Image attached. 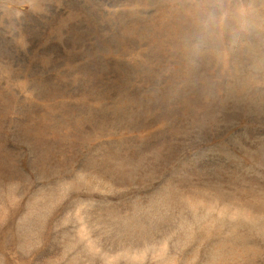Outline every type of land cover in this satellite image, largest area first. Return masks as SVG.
I'll return each instance as SVG.
<instances>
[{"label": "rangeland", "instance_id": "rangeland-1", "mask_svg": "<svg viewBox=\"0 0 264 264\" xmlns=\"http://www.w3.org/2000/svg\"><path fill=\"white\" fill-rule=\"evenodd\" d=\"M0 264H264V0H0Z\"/></svg>", "mask_w": 264, "mask_h": 264}]
</instances>
